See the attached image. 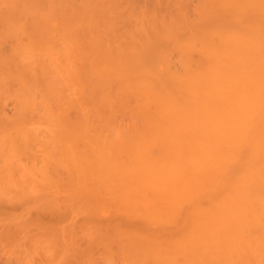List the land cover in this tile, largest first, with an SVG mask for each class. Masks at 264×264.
Instances as JSON below:
<instances>
[{
  "label": "bare ground",
  "instance_id": "bare-ground-1",
  "mask_svg": "<svg viewBox=\"0 0 264 264\" xmlns=\"http://www.w3.org/2000/svg\"><path fill=\"white\" fill-rule=\"evenodd\" d=\"M221 1L225 9L222 7L221 3L217 2V11L222 9L220 11L222 14L217 12L218 15L214 18V20L208 22V24L210 23V25L207 24L208 27L206 25V27L202 26L201 30L193 33L198 40L196 37H191L190 32H187V34L183 37L184 39L182 38L183 43L184 41L186 42V39H188L186 45H183L182 42L179 44V48L181 47L183 49H181L182 51L185 50L188 52H183V55H189L190 53L192 54V52H196V55H199L197 64L187 66V69H190H185L184 73L181 72L178 74V71V73H175V70H172L171 65L169 67V69L171 68L170 70L168 68L166 69V66H162V69L161 66L153 67L150 65L151 61L154 60L156 63L158 59L161 57L163 58L161 55L159 56L160 58H156V60L155 57H157L158 53H152L156 56H150V54H148L149 60H151L150 57H152L151 61H147V54L144 55L142 53L144 55L143 59L145 58V61H143L141 58L142 56L139 57L137 54L136 56L140 59L133 56L129 58L126 53H124L126 56L122 53L123 55L119 54V56L121 55L120 57H114V60H118L119 58L121 60L118 61L121 62L117 63L116 60L110 61V58H107L112 63L107 66L104 65L105 60L103 57L102 60L99 58L101 55L96 54L98 55L97 58H99V60L97 59V65L91 68L84 65L83 69H80L82 72L79 69L76 70L78 71V78H82L84 75L87 76L88 79L84 77L82 78L83 80L79 78L80 81H78H86L87 85L81 82L83 85L85 84V87L93 83L98 85H111V88L109 86L108 88L105 85H100L103 89H101L100 86L97 87L95 84L90 85L91 88H89V90L92 92V95H94L95 92H98V90H103V93H105L106 91L104 92V90L106 87L108 88L106 90H110L113 88L112 86L115 88V84H117V87H120V89L126 93L120 92L118 94L116 91L115 93L117 94L113 95V92H110V94L112 93V96H120L121 93L126 95L132 94L133 96L136 95L140 98V103L142 104L141 107H143V109L139 108L142 110L141 112H144L143 114L145 116L144 123L143 119L142 121L140 120V127H138L140 125L138 122L137 126L135 124L133 125L134 127L132 126L129 128L130 131L129 129L126 131V135L124 133L125 136L119 131L118 133L120 136L122 135L121 137L119 135L118 137L117 135L113 136L114 134H111L113 131L108 134L110 137L112 136L111 138L109 136L107 137L106 134L104 136L102 133L104 131V127L106 132H108L107 129L110 127L108 125H111L110 123H112V116L108 112L109 118L106 117L107 111L105 108H108L110 101H113L114 98L111 99L112 96L105 93L108 98H111L105 99L106 96L104 94L102 96L101 94L100 96L102 98L99 97V99L101 98L100 101L97 102L96 99H98V97H95L96 99L93 98V101L91 95H88L87 93L89 91H84L85 89L82 88L83 85L80 83L82 85L80 86L78 83L77 87L80 86V88H82L81 90H83V92L80 90L81 93L78 91L79 94H81L80 96L82 97V95L85 94L86 96H90L88 98L91 99H88L85 95L83 96L88 99L87 101H90V105L86 106V104L82 103L84 99L83 97L81 99L79 96L81 103L78 102L79 98L77 101L73 97L74 101L76 100V102L79 103L78 106H80V108L77 106L74 107L77 110L80 109L82 112L81 116H83L84 121L88 122L89 125L85 124L84 121L79 122L81 124L83 123V125L78 123L77 125H80V127H78L79 130H76L77 121H81L82 119L79 117L81 119L79 120L75 117V119H77L76 123H70V125L74 124L70 127H74L75 129H73L75 132L79 131L77 134L72 132V134L75 135V138L78 136L82 141H86V139L83 138L85 135L88 136L87 140L90 141L88 143H91V138L94 140V143L92 142V144H89L91 145V148L87 147L85 143L81 144V148L78 144H75V147L73 143L71 144L72 147L69 146L70 148H67V153L69 152L68 155L70 158L72 157L77 164H75V162L68 157V160L65 158L67 160L66 163L71 161L70 165L73 164L71 167H76V165H78V168L76 169L81 170L80 174L84 175L83 177H85V179L83 178L82 180V178H79V181L76 179L75 182L78 181L84 185V189L81 188L82 185L78 182V184H74L73 177L76 176L75 174H79L75 173V171L67 176L69 178L72 175V177L69 178L70 180L67 178L69 184L66 182V179L64 182L71 186L76 184L81 185L80 187L73 186L75 189L73 191L75 192L79 188L77 191H80L81 194H83V190L85 191L87 187L91 188L92 191L95 188L96 192L93 191V193H95L94 195H97L96 198L98 200H92V198H95L92 195H89V197L86 196L89 201L95 202L93 203L96 204V207H94V204L91 202L93 210L97 211L98 207L99 211L100 205H104L106 203L107 207H103L107 208V210H113L114 208V211L109 210L112 212L110 215L116 212V214L113 215L114 218L117 214H119V210L120 212L124 211V213L127 212L128 214L130 210L134 208L137 212H139L138 216L141 214V218L144 219L142 224L145 226L148 225L151 227L154 225L156 227L161 225L160 227H162L161 229H163V232L164 229L169 226L164 233L159 230L160 228L158 229L159 231L157 230V233H154L151 232V228L153 227L146 228L147 226L145 227L143 225V227L146 228V231L145 229L144 231L148 232V234H145V232L142 231L143 227L139 228L137 226H130L132 221H128L126 224L130 226L129 229L133 228V230L131 229L133 232L131 231V234H128L129 229H125V227H123L122 235H120L117 233L119 225H114V221V227L117 226L118 228L115 227V229L112 226V232L114 233L112 237L114 238V236L117 237L119 235L117 237L118 240L116 238L114 239L117 241H114L113 238L110 240L108 236H111V231H109L111 233H109L110 235L107 237H105L108 234L106 231L105 234L103 233L105 236H100L101 239L103 238L104 240H107L105 241L106 245L109 244V242H111V244L118 242L114 243L118 245L120 244L119 241L121 242L123 239L125 240V237L122 238V240H119V238L121 239V236H131L132 240L130 241L133 243L129 242V244H131V249L129 248L130 252L128 253V256H130L129 254L131 252L133 254L134 251L138 254L141 253L142 256H139L140 258H135L136 260H139L137 264H140L141 262L142 264H150V261L152 262L151 264H264V0ZM225 10L226 13H223ZM251 10H254L253 13L256 16L252 17ZM227 11L234 13V15H230L229 18L225 15L227 14ZM219 14L223 15V17ZM220 18H223V20H220ZM211 24L213 26H211ZM80 50L85 52L86 48L82 46ZM83 52L81 57L87 54L88 49L87 52ZM133 53L135 54V52H132L131 54ZM191 57L192 56L190 55V59ZM125 58H128L127 61H124L126 60ZM131 59L134 60L131 61ZM189 60L187 59V64H190ZM193 60L196 62L194 57ZM164 62L166 64V61ZM98 64H100V66H98ZM91 69L93 70V72H91L93 73L92 75H90V71H92ZM83 70L88 71L84 74ZM95 70H97V73ZM81 73L84 75H81ZM94 73L96 75H94ZM91 77H94L95 80ZM98 81H101L100 84ZM96 88L99 89L96 91ZM92 89L94 90V94ZM121 96L123 97V95ZM124 98L125 95L121 98L123 99L122 102L124 101ZM91 100L94 103L96 100V103H92ZM74 101L71 102L77 105ZM125 102L127 101L125 100ZM106 103H108L107 106H105ZM71 104L72 103H70L69 106L72 107L73 105ZM98 104L101 106H98ZM66 105L68 106V103ZM66 105L64 104L65 108ZM82 105L87 107L85 108L84 106L85 109H83L85 111H89L87 110L89 108L91 112L93 110V114L91 113L92 115L95 114L94 109L96 107H101V109H96L102 110L99 111L101 112L100 114H103V118H107V120L104 119V121L106 120V123L101 120V125H103V127H101L99 121V123L96 121L97 124H99L97 126H94V124H96L95 121L94 124H91L90 111L88 112L89 116H87L85 114L86 112H83ZM98 110L95 112L99 114ZM64 111L67 112L66 109ZM79 112H77L78 116L80 115ZM84 114L87 117V120L85 119ZM98 114H96L97 116L94 115L97 119H99ZM75 119H71V122ZM93 119L96 120V118ZM93 119L91 120L93 121ZM62 120H64V118ZM64 122L61 121V123H63L62 125H64ZM107 122L110 123L107 125ZM90 124V128L93 129V135L92 132H87L90 131V128L86 127V125L90 126ZM106 125L108 127H106ZM98 126L103 128V131H101L102 134L100 131L97 132L100 136L96 133L99 129ZM85 127L88 130H85ZM65 128H67L68 131L69 127ZM62 131L64 130L62 129ZM128 131L129 133H127ZM82 132L84 134H82ZM116 132L113 133L117 134ZM66 135L68 136V134ZM60 136L62 137V133ZM102 136H104V139L106 138L105 141ZM122 137L125 140H122ZM109 139H111L112 142L114 141V143H112ZM71 141L73 142L72 139ZM117 141L119 142L117 143ZM62 142L64 143V141ZM60 150L61 152L65 151L63 148ZM62 154L65 153H61L60 155ZM62 157L63 155L61 158ZM66 172L68 173V170ZM86 176L89 177L91 181L89 178L86 179ZM104 176L107 177V179H104ZM98 177H100V179ZM101 178L104 180V183H102L103 180ZM95 179L102 181H98L99 184H97ZM85 180L87 182L89 180L88 184L91 182L99 185V188L101 186L103 190L109 191V193L101 194V192H103L101 189L95 187L94 184L91 186L84 184ZM59 181L61 180L59 179ZM103 184L107 188H104ZM71 186L68 189H71ZM110 187H114V189H110ZM89 188L87 191L90 190ZM111 190L115 193L114 198L112 197L114 194ZM64 191H66V189H64ZM92 191L90 194H93ZM80 192H78V194ZM116 192H119V194ZM85 195L88 194L86 193ZM104 195L106 199L109 198V195H112L111 199L109 198L107 200H111L112 202L114 201L113 203L116 204L109 201L111 204L110 208L109 202L106 199H103ZM66 196L67 198L72 197V194L71 196ZM99 197L101 199H99ZM80 198L84 199L85 197L81 195ZM102 199V202H105L104 200H106L108 203H101L100 201ZM117 199L119 200L118 202H116ZM121 199L126 201L128 205L124 201L121 202ZM88 200L85 201L90 203ZM97 201H99L98 205ZM75 203L76 201H74V204ZM118 205L120 208L128 207L126 208L128 210L130 208L129 212L125 209L121 210ZM98 211L97 213L100 214ZM131 216L133 217V215ZM132 217L130 220L134 218ZM105 224L106 225L104 226H108L107 223ZM126 224L125 226L128 227ZM51 225L52 224L49 226L51 227ZM102 225L99 226V231L97 229L95 230V226H93V231L95 230L94 232H96V234L97 232H104L103 228H100ZM86 227L88 226L86 225ZM112 227H110V229ZM42 229L45 231V228ZM90 229L92 230V227ZM107 229L109 230V228ZM135 229L136 231H134ZM147 229L149 231H147ZM49 230L50 229H48L47 232H51L50 236L55 232L59 233L57 231L53 232L52 230ZM88 230H84L87 231V233H83L91 235V233L88 234ZM123 230H126V232H123ZM139 230L143 233L137 232ZM149 232H151V234ZM124 233L125 235H123ZM42 234L43 233L40 235L42 236ZM55 234L53 236H55ZM92 235L90 237L88 236L89 239H87L86 236H83L86 240L91 241ZM56 236H58V234ZM98 237L99 236L95 238L93 236L92 242L94 243V246H96V244H98L101 240L100 238L97 239ZM43 238H46V236ZM73 238H76L75 235ZM51 239L50 243L52 242ZM80 239L82 240V238ZM80 239L78 240L80 241ZM59 240L57 241V244H53V246H58V242L62 245L61 240ZM74 240H76V244L75 242L72 243V241L71 243L76 246L72 245V247H76V249L83 247L80 244L78 248V240ZM95 240L96 244L94 242ZM104 240L102 242H104ZM124 240L120 246L127 244L126 240ZM102 242H100V244ZM60 244L59 246L61 247ZM100 244L98 245L100 246ZM137 244L139 247H137ZM65 245L67 244H64L63 246L65 247ZM90 245L91 247L87 246L89 251L94 247L91 242ZM134 246L138 248L137 251L136 249L132 250ZM69 247L70 245L66 248ZM87 247L85 248L84 246L81 249L84 250L85 248L87 250ZM110 247L112 246L110 245ZM120 248L123 251L125 246L124 248H122V246ZM59 250L62 249L60 248L58 251ZM66 250L68 252V249ZM66 250L64 248V251ZM73 250H70V252ZM86 250L83 252L80 251L83 258L85 256L84 254L91 255V252L89 253V251ZM101 250L103 251L102 248ZM107 250L108 249H106L105 253L107 252L108 254ZM70 252L69 258L74 256L73 253H75V251L73 253ZM80 252L77 253L79 254ZM93 252L94 251H92V253ZM113 253L115 255V252ZM138 254H136V256H138ZM62 255L64 256L65 253ZM93 255L94 254H92V256ZM65 256V258H68V255ZM76 256H79V259H83L80 257V254ZM86 257L88 259V256ZM131 257L133 259L134 256ZM141 257L143 258L141 259ZM89 259L92 258L89 256ZM140 259L142 261H140Z\"/></svg>",
  "mask_w": 264,
  "mask_h": 264
},
{
  "label": "rangeland",
  "instance_id": "rangeland-1",
  "mask_svg": "<svg viewBox=\"0 0 264 264\" xmlns=\"http://www.w3.org/2000/svg\"><path fill=\"white\" fill-rule=\"evenodd\" d=\"M217 2L221 3V5L223 4L221 0H0V264H137L138 263L139 260L138 259L136 260L135 258H140L139 256H142L141 253L139 252L140 250L138 251L140 254L135 253L134 251L133 254L131 252L129 254L130 256H128V253L130 252L129 248L131 245L129 244V242L133 243L132 241H130L132 240L131 236L127 237L126 235L123 237L121 236V239L119 238V240H122V238L124 237L125 240L128 238L127 239L128 241L126 240L127 244L124 243L126 245H121L122 248H124L125 246L124 248L125 252L124 249L122 251L120 248L121 247L120 244L123 242L124 239L121 242L119 241L120 243L118 244L119 246L117 244H114L118 242H114L112 243L113 244L112 245L111 242L109 241H108L109 244L106 245L105 241L107 240L106 239L104 240L102 238L104 240V242H102L103 240L100 238V236L101 237L105 236L104 235L105 231L108 232V234L105 237L110 235L109 233L112 232L114 225H119V230L117 233H119L120 235H122L123 227H125V229L127 228L129 229L130 226L133 227L137 226L139 228H142L144 225L142 224L144 222L143 221L144 219L141 218L140 216L141 214H139L138 216L139 212H137L134 208H132V210H130L129 208L130 210L129 212V210L126 209L128 207L120 208L118 205V207L121 210L122 209L128 210L129 213L128 214L127 212L124 213V211L120 212V210L118 209L119 212L118 211L117 212L119 214H117L113 218V215L116 214V212L110 215V213H112L110 212L112 209L111 210L109 209L110 210L109 211L107 210V208L103 207V206L107 207L105 202L108 201L107 199L109 198L111 199L112 195H109V198L107 199L105 195L103 196V199H106L107 201L104 200L105 202H102L103 199L100 201L101 203H105V204L100 205L99 211L97 207V211L100 213L98 214L96 210H93V205L91 204L92 201H89L87 199L89 195L95 197L92 198V200L95 201V199H97L96 198L97 195H94L95 193H93V191H95V188L93 187L94 190L92 191L91 188L89 187L86 188V186L87 185L91 186L92 184H94L95 187L103 191L101 192V194L109 193V191L103 190L101 186L99 188L98 187L99 185H96L95 183L90 182V184H88L90 178L87 176L86 179L89 178V180L88 182L85 180L84 184L87 185L85 186L86 188L85 191L83 190L82 192L83 194H81L80 191H77L79 189L78 187H77L78 189L76 190L77 192L73 191L75 190L73 186L80 187L82 185L81 183L78 182L79 181L78 179L82 178L83 180V178L85 179V177H83L84 175L80 174L81 170L76 169L78 168V165H76V167L73 166L74 167L73 168L71 167L73 164L70 165L71 161L69 163H66L68 158H70V156L68 155L69 152L67 153L68 151L67 148H70L69 146L72 147L71 145L72 143L74 146L75 144H78L79 147L81 146L82 143L83 144L85 143L87 147H90L91 145L89 144H92V142L94 143V140H92L91 138V143H88L90 141L87 140L88 136L85 135L82 136L83 138L86 139V141L84 139H83L84 141H82L81 138H79L78 136L75 138V135L72 134V132H75L74 131L75 128L73 126L72 127L74 129L70 127L71 125L74 124L70 125V123H76L77 119H75V117H77L79 120L82 119L81 121H77L76 125L79 122L84 121L83 116H81L82 112L80 111V109L77 110L75 108L76 106L80 108V106H78L79 103H81L80 98L82 99V97L85 95L83 94L82 97L80 96L81 94H79V92L80 93L81 91L83 92V90L81 89L84 88L85 89L84 91L91 92L89 90V88H91L90 85L95 84L97 87H99L101 85L100 82L102 81V80L98 81L100 85L93 83V84H89L87 88L84 86L86 84L85 80H84L85 82L81 81L82 83H85L84 85L78 81H80V79L83 80L82 78L84 77L87 78V76L84 74L88 70L87 71L83 70L84 74L81 73V75L83 74L84 77L82 78L79 77L80 79L78 78L79 75L77 74L78 71L76 70L83 69L84 65H86V67L88 66L89 68H91L97 65L99 58L102 59V57L105 60L104 65L107 66L112 64L110 62L111 60L113 61L116 60V59L114 60L115 56H119V54L122 53L123 54L126 53V55H128L127 57L129 58L131 56L135 58H139L140 56H142L141 57L142 59L145 54L147 55L150 54L151 56L153 55L152 53L155 54L158 53L155 59L160 58L159 56L161 55L163 56V58L161 57L160 59H158L156 63L154 60L151 61L152 57H150L151 60H149V55L148 57L146 55V58H148L147 61L152 62V63L150 62V65H152L153 67L161 66V68L162 66L163 67L166 66V69L167 68L169 69L171 65V68L173 71L175 70L174 71L175 73L177 71L179 72V73L177 72L178 74H180L181 72L184 73L185 69L186 70L190 69V68L187 69V66H192L194 64H197L199 60V55H196L197 54L196 52H192L194 56L191 53L189 55L184 54L187 55L184 56L183 52L185 53L187 51L185 50L182 51L183 49L181 47L179 48V44L182 42V38L187 34V32H190L191 37L195 38L196 36L193 33H196V31L198 32L199 30H201L202 26L206 27L209 21L214 20V18L218 15V13H221L220 11L222 9H219L217 11L218 8ZM251 12H252V17L256 16L253 13L254 10H251ZM223 13H226V10ZM232 14L234 15V13L227 11V14L225 15L229 17ZM221 17H223V15H221ZM220 20H223V18L222 19L220 18ZM208 25H210V23ZM211 26L213 25L211 24ZM187 41L188 39H186V42L185 41L184 43L182 42L183 45H186ZM82 46L86 48L85 52H87L88 49L87 54L83 55V57H81L83 51L80 50ZM129 52L131 53L135 52V54L134 53L131 54ZM96 54H99L101 56L97 58L98 55ZM136 54L139 55V57L136 56ZM126 55L124 54V56ZM190 55L192 56L191 59H190ZM193 57L194 59H196V62L193 60ZM107 58H110V61ZM127 59L126 60L123 59V60L127 61ZM162 59L163 60L166 59L164 60L166 61V64ZM187 59L188 60L190 59L189 60L190 64L188 63L189 65L187 64ZM118 60L121 59L118 58ZM118 60H116L117 63L121 62ZM133 60L134 59H131V61ZM143 61H145V58L143 59ZM153 62L156 65H154ZM162 62L164 63V65ZM100 64H98V66H100ZM96 71L97 70H95V72ZM91 72H93V70L90 71V73ZM92 74L93 73H91L90 75ZM94 75L96 74L94 73ZM75 76L77 77V79ZM91 78L94 79V77ZM78 83L80 86L83 85L82 88H80V86L77 87ZM104 85L107 86L106 84H103L101 86ZM108 86L110 87L111 85L109 84ZM115 86H116L115 88L114 86H112L114 89L112 88L110 90H106L109 87L108 88L106 87V89L104 88L105 89L104 92L106 91L105 92L106 94H110V92H113V95H116L117 93L119 94L120 92H124L123 90L120 89V87H117L118 86L117 84H115ZM98 89L99 88H96L95 90L97 91ZM116 91L117 93H115ZM89 92L87 93L88 95L89 94L91 95L92 99L95 97L96 98L98 97L99 99V97H101L100 96L101 94L102 96L103 94L106 96L105 99L108 98V96L105 93H103V90L100 91L98 90V92H95V94L93 90L94 95H97L99 93L97 96H94L92 95V92L91 93ZM124 93L123 94L121 93V95H123V97L125 95L126 98V99L124 98L123 102H122L123 99H121L123 97L121 95H120L121 97L118 95L116 96L117 97L116 98L115 96L111 95L112 93L110 94L112 96V98L111 97L110 98L111 99L114 98V100L110 101L108 108L107 109L105 108V110L107 111L106 112L107 118H109L108 112L112 116L111 119L112 123L107 122V125L109 123L111 124L108 125L110 127L106 125V127H108L107 129L108 132H106L105 127L103 131L102 130L103 128H100L98 126L100 130L94 128L97 130L96 133L99 131L101 133V131H103L102 133L104 134V136L106 134V136L108 137L109 136L108 134H110V132L117 131L116 132L117 134L113 132L111 134L112 135L114 134L113 136L117 135L118 137L119 135L118 131L123 133L122 135H124V133L126 135V131L135 124L137 126L138 122L140 124L138 127H140L141 126L140 122L142 121V119L144 123V119H145L144 118L145 116L143 114L144 112H141L142 110L139 109V108L143 109V107H141L142 104L140 103V98L136 95L134 96L132 94L126 95ZM73 97L76 100L79 98V101L77 100L79 103H77L76 100L74 101ZM85 97L88 98L90 96L85 95ZM85 97H83L84 99L82 103L86 104V106L90 105L89 104L90 101L87 100L91 98L86 99ZM98 99H96L97 102L100 101V99L99 100ZM125 100L127 102H125ZM71 101L76 102L77 105L73 104V102ZM93 101L92 103H94ZM67 103L68 106L66 105ZM70 103H72L71 104L73 105L72 107L69 106ZM64 104L66 105V108ZM100 104H98V106ZM107 104L108 103H106L105 106H107ZM84 106L82 105V109L84 108ZM86 106L85 108H87ZM136 106L138 107V110ZM96 108L101 109V107H96ZM96 108L94 109L95 116H97L96 114H98L95 112L96 110H98ZM65 109L67 112L64 111ZM84 109L83 112H86L85 114L87 116H89L88 115L89 111H90V116L91 117L93 116L92 118L90 117L91 124L92 123L94 124L96 121L97 122L99 121L101 125V120L102 121H104V119L107 120L106 117L103 118L102 116L103 114H100L101 112L99 111L102 110H98L99 119H97V117L92 115L93 110L91 112L90 108L87 109L89 111H85ZM76 110L77 112L79 111L81 112V113L79 112L80 114L79 116ZM63 118L65 122L64 120H62ZM70 118L71 119L74 118L75 122L74 121L71 122ZM93 118H96V120H94ZM85 119L87 120L86 116ZM91 119H93V121ZM106 120L104 121L105 123ZM61 121L64 122V125H62L63 123H61ZM84 122L85 124L89 125L88 122L86 121ZM97 122L96 124H94V126L99 125L97 124ZM91 124L90 126L86 125V127L90 128ZM81 125H83V123ZM64 126L69 127L68 131L67 128H65ZM76 127L77 130L78 127H80V125L79 126L77 125ZM86 127L84 129L88 130ZM101 127H103V125H101ZM62 129L64 131H62ZM92 131L93 129L90 128V131L87 132L90 133ZM129 131L127 133H129ZM77 132L79 131H76L75 133L77 134ZM61 133H62V137L60 136ZM66 134H68L69 137ZM82 134L84 133L82 132ZM98 136H100V134H98ZM104 136L102 137L103 140L105 141L106 138L104 139ZM71 139L73 140V142L71 141ZM122 140L125 139L123 138ZM62 141H64V143ZM118 142L119 141H117V143ZM112 143H114V141ZM62 148L63 150L65 149L66 152L63 150H62L63 152H61L60 149ZM83 149H79V150H83ZM61 153H65L62 154L63 159L61 158L62 156L60 155ZM70 159L74 161L72 157ZM74 162L75 164H77L76 161ZM67 170L68 173L66 172ZM73 171H75V173H79V174H75L76 176L73 177L74 184L78 182L81 185H77L78 183L72 186L68 185L69 183L67 180L68 178L67 176L70 175V173L72 174ZM70 177H72V175ZM98 178L100 179V177ZM59 179L61 181H59ZM76 179L78 181L75 182ZM99 179L97 180L95 179L97 184H99L98 183ZM104 179H107V177H105ZM65 181L68 184L64 183ZM102 183H104V180ZM70 186L71 189L73 187L72 189L73 192L72 191L70 192L71 189H68L70 188ZM83 187L84 185L81 186V188ZM88 188L90 189L89 191H87ZM104 188L107 187H105L104 185ZM64 189H66V191L68 192L64 191ZM110 189H114V187H110ZM91 191L93 194H90ZM78 192H80L79 194H81L85 198L81 199L80 198L81 195H79ZM86 193L88 195H85ZM112 193L114 194L112 196L114 198L115 193L114 192ZM71 194L72 197L67 198L66 195L71 196ZM117 194H119V192ZM100 197L99 199L102 198ZM85 200L86 201L88 200L90 203L86 202ZM121 200H120L121 202L124 201L123 199ZM74 201H76L75 204ZM118 201L119 200L117 199L116 202ZM98 202L99 201H97V205ZM124 202L128 205L126 201ZM94 207H96V204H94ZM110 208H111V204H110ZM112 211H114V208ZM131 215H133V217L137 219L135 220ZM131 217L133 218L132 220H130ZM128 221H132L133 224L131 223L130 226H128V224H126L128 223ZM105 223L107 224L110 223L108 224V226L109 225L110 226L109 227L104 226L106 225ZM50 224H52L51 227L49 226ZM125 224L128 227H126ZM45 225H47L48 228ZM86 225L88 227H86ZM100 225H102V227L100 228H103L104 232H97L96 234V232L94 231L96 229L98 230ZM93 226H95L94 231H93ZM146 226H145L146 228L149 227L148 225ZM160 226L155 227L153 225L151 226L153 228L151 227L149 228H151L152 229L151 232L154 233H157V230L159 228H160L159 230L163 232V229H161L162 227ZM89 227L90 228L92 227V230ZM110 227L112 228L110 229ZM115 227L118 228L117 226ZM145 227L142 228L143 232L146 231ZM42 228H45V231ZM107 228H109V230ZM167 228H169V226H167ZM46 229L47 230L50 229L53 232L57 231L59 233L55 232L56 233V234L54 233L55 236H53L54 234L50 236L51 232L48 233ZM131 229L133 230V228ZM131 229L128 230V234L132 231ZM136 229L134 231H136ZM166 229H164V232ZM84 230H88L89 231L88 234L91 233V235L94 232V234L92 235V240H93V236L95 238L99 236L97 239L100 238L102 241L100 240L98 244L102 242L101 243L102 245L100 244V246L102 247L96 244V240L94 241L96 246H94L92 240L91 241L86 240V238L89 239L91 235L85 234L87 233V231ZM140 230L137 232L141 233L142 231L140 232ZM124 231L126 232V230H123V232ZM147 231L149 230L147 229ZM151 232L149 233L151 234ZM41 233H43L42 236L40 235ZM146 233L148 234V232H145V234ZM57 234L58 236H56ZM113 234L114 233L112 232L111 236H108L110 240L111 238H113L112 237ZM74 235L76 238H73ZM83 235L84 236L87 235L86 238ZM123 235H125V233ZM45 236L46 238H43ZM117 237L114 236V238L116 239ZM80 238H82V240ZM114 238L113 240L115 241L116 239ZM50 239L52 241L51 243H50ZM57 239L58 240L60 239L62 243L61 245L60 242H58V246L60 244L61 247L60 246L59 247L62 249L59 251L58 249L60 248L57 245L56 247L55 245L53 246V244H57L58 241ZM74 239L77 240L80 239V241L79 240L77 241L78 248L80 244L83 247L85 246V248L87 246L91 247L90 245L91 242L92 245L94 246V247L92 246L93 247L92 249L96 248L95 249L96 251L90 248L89 251L88 247L87 250L85 248L84 250L81 249L83 247H80V249H76V247L75 248L72 247V245L76 244V240ZM71 241L72 243L75 242V244H72ZM63 243L67 244L68 246L70 245V247L66 248L68 247L67 245H65L64 247ZM110 245L112 247H110ZM134 247L132 250L136 249L137 251L138 248H136V246ZM137 247H139L138 244ZM64 248L65 250L68 249V252L67 250L64 251ZM101 248L103 249V251L101 250ZM69 249L70 250L75 249V250L70 252ZM106 249H108L107 250L108 254L107 252L105 253ZM82 250L89 251V253L91 252V255L84 254L85 256L83 255L84 256L83 258L81 256V252H83ZM91 250L94 252L92 253ZM74 251L76 255L80 254V257H82L83 259L81 258L79 259L78 258L79 256H76L75 253H73ZM69 252L73 253L74 256L72 257L70 256L71 258H69ZM77 252L80 253L78 254ZM111 252L113 255L111 254ZM113 252H115V255ZM64 253L65 255H68V258H65L66 256L62 255ZM92 254L94 255L92 256ZM116 254L117 257L119 256L118 258L116 257ZM136 254H138V256H136ZM105 255L106 256L111 255V256L106 257ZM86 256H88V259ZM89 256L92 259H89ZM131 256H134L133 259ZM142 258L143 257H141V259ZM141 259L140 261H142ZM149 263L151 264L152 262L150 261ZM140 264H142V262Z\"/></svg>",
  "mask_w": 264,
  "mask_h": 264
}]
</instances>
